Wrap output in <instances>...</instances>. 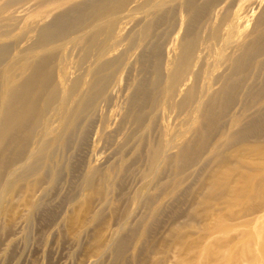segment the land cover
<instances>
[{"label": "rangeland", "instance_id": "rangeland-1", "mask_svg": "<svg viewBox=\"0 0 264 264\" xmlns=\"http://www.w3.org/2000/svg\"><path fill=\"white\" fill-rule=\"evenodd\" d=\"M140 1L133 0L128 8ZM206 1L195 0V4L201 6ZM208 1L216 3L207 13L201 14L202 21L192 28L200 38L225 11L229 20L236 15L234 23L237 22V28L235 25L227 27L228 22L221 24L222 42L228 47L236 46L231 32L247 33L264 28V0ZM81 2L79 6L82 8L91 4L89 0ZM23 3L16 11L0 13V69L19 52L34 49L38 37L44 34L40 27L56 16L64 15L53 21L54 29L64 27L65 33L50 31L48 39L55 45L65 44L68 36L75 35L76 27L72 25L77 22L78 13L53 10L37 16L28 13L27 9L31 8L35 13L50 3L40 5L36 0ZM128 10L117 17L115 36L109 41L113 48L108 59H118L109 73L106 87L101 95L94 98L92 105L85 107L64 145L53 142L50 137L40 138V123L26 142L19 159L10 161L2 173L0 185L5 178L9 179V173L13 172L15 176L21 172L17 169L18 164L26 159L27 152L33 147L39 143L50 146L51 155L36 162V168L42 170L45 178L32 193L34 207L27 210L20 204L21 191L5 198L4 205L14 206L17 218L7 228L6 218L0 216V264H176L167 233L173 225L182 227L189 222L193 196L188 192L197 188L202 177L208 176L207 169L214 168L208 150L214 145L219 150L229 146L221 140V132L231 126L232 116H238L242 121L240 130L250 121L254 133L264 131V54L259 57L263 63L260 69L252 65L246 72L236 75L226 64L213 68L220 41L217 46L201 41L191 63L193 71L201 67L194 96L183 106L176 107L174 104L193 81L192 76L186 75L175 96L164 98L162 88L167 68L178 53L177 46L183 33L180 0L172 1L158 12L162 22H155L150 36L142 42L138 30L152 19V15ZM170 16L171 24L168 25L166 21ZM241 39L243 47L235 51L237 56L255 55L264 47L251 42L250 34L243 35ZM49 60L52 69L50 85L59 86V63L63 60L66 84L77 80L73 97L80 98L85 84L92 78L87 71L93 67V53L84 54L79 46L65 44ZM209 97L223 98L224 102L221 110L212 108L207 114V124L203 127L205 137L201 138L202 129L196 125V106ZM255 99L263 103L253 105ZM136 114L140 115L138 121L134 118ZM50 125L58 128L56 118L50 120ZM148 125L149 129L146 128ZM239 128L235 132L240 131ZM166 142L177 146L170 153L182 150V158L187 161V167L180 175L181 182L173 193H170L173 172L169 168L159 171L156 177L147 171L148 147ZM230 151L233 152L234 148ZM234 159L232 157V161ZM87 179L109 183L106 196L92 204L93 211L99 212L105 221L100 254L87 251L94 224L86 225L76 236L69 234L66 227L65 217L82 198ZM159 184L161 190H154ZM114 205L117 212L112 215ZM156 206L159 208L154 212ZM121 223L125 224L124 228ZM143 229L149 232L145 241L140 238ZM164 237L171 250L166 248L160 254L149 252L148 240L153 243ZM117 239L125 241L124 247L118 251L115 248Z\"/></svg>", "mask_w": 264, "mask_h": 264}, {"label": "bare ground", "instance_id": "bare-ground-1", "mask_svg": "<svg viewBox=\"0 0 264 264\" xmlns=\"http://www.w3.org/2000/svg\"><path fill=\"white\" fill-rule=\"evenodd\" d=\"M25 1L29 0H0V13L7 10L16 11L25 4L23 3ZM36 1L40 5L50 4L40 7V10L35 13L33 9L28 8V13L39 15L53 10L60 12L70 10V12L78 13V20L72 25L76 27L75 35L68 36L65 44L79 46L84 54L93 53V67L87 71V74L92 78L85 84L84 94L80 98L73 97L78 81L74 80L70 84H66L64 62L61 60L59 63V86L50 85L52 69L49 59L54 52L61 51L65 44H53L47 34L53 30H58L61 34L65 33L64 27L54 29L55 23L53 22L64 15L56 16L51 22L40 27L44 34L38 37L34 49L30 52H19L13 58L11 57L12 60L9 59L8 63L1 66L0 182L8 163L19 159L26 142L40 123L42 126L39 132L40 138L50 137L53 142L64 145L67 135L73 130L85 107L92 105L94 98L102 94L109 73L118 59L115 57L109 60L108 55L113 48L109 41L115 36L119 14L129 9L128 11L152 15V19L138 30V37L142 42L150 36L155 22L158 20L162 22L163 18L158 12L174 0H158L156 2L142 0L132 8H128V6L133 0H89L91 4L83 8L79 6L82 3L81 0L80 2L79 0ZM215 3L207 0L203 5L197 6L195 0H180V9L184 17L181 22L183 33L177 46L178 53L167 68L162 88L164 98L169 99L175 96L177 87L182 85L186 75L192 76L193 81L185 89L181 99L174 104L176 107L183 106L194 96L196 78L201 67L193 71L191 63L197 45L201 41L215 46L219 41L221 42L216 50L213 68L217 69L220 64H226L232 73L239 75L246 72L252 65L254 68L262 67L263 63L259 57L264 54V47L258 54L251 56L248 54L237 56L235 53L243 47L241 37L245 34L251 35V42L264 46V28L247 33L245 31V33L243 31L241 33L231 32V36H234L236 42V46L232 48L222 42L224 36L221 34V24L228 22L227 27L235 25L237 28V22L234 23L236 15L235 17L233 15L229 20L226 11L221 13L217 22L209 28L203 38L192 31V28L202 21L200 20L201 14L207 13ZM238 4L237 2L236 6ZM170 18L171 16L166 21L168 25L171 24ZM228 49L229 51L226 52ZM208 71L211 70L208 69ZM156 75L159 77L157 70ZM223 102V98L221 100V98L209 97L207 100L197 103L196 125L202 129L201 138L205 137L203 127L207 124V114L212 108L221 110ZM262 103L261 100L255 99L252 104ZM52 118H56L58 128L51 127L50 120L52 121ZM134 118L138 121L140 115L136 114ZM242 125L238 116H232L231 126L221 132L223 137L221 140L229 146L222 150H219L217 145L210 147L208 154L214 168L207 169L209 170L208 176H200L202 178L196 189L191 192L187 191L193 196L192 207L188 213L189 222L182 227L173 225L167 233V237L172 243V251L175 253L176 264H264V131L260 134L254 133L251 130L253 123L250 121L246 123L245 128L240 130L239 127ZM146 128L149 129L150 126L148 125ZM237 128L240 131L235 132ZM38 145L27 152L26 159L18 164V168L16 167L21 172L15 176L13 172L9 173V179L5 178L6 181L4 180L0 185V216L3 215L6 218V226L12 224L17 218L14 206L4 205L7 196L21 191L23 196L20 199V204L27 210L34 207L32 193L45 178L42 170L36 168V162L45 160L51 155L49 145L44 143ZM228 147H233L234 151L228 152L231 149H227ZM174 148L177 146L171 142L152 144L148 147L147 152V171L152 176L156 177L159 171L166 168L173 172L170 180L172 188L170 193L177 190L181 182L180 175L187 167V161L182 158V150L170 153V150ZM232 157L235 158L233 161ZM29 177L32 178L29 179ZM52 177L50 181L53 180ZM85 183L82 198L65 217L67 232L76 236L86 225L94 224L91 243L88 245L87 251L92 254H100L104 244L105 221L99 212L93 211L92 204L94 200L103 199L106 196L109 183H95L90 179H87ZM156 187L157 189L154 190H161L160 184ZM116 203L114 202V204ZM158 208V206L154 207L153 211L156 212ZM116 212L117 208L114 205L111 213L114 215ZM125 219L123 223H125ZM123 223L121 224L123 225ZM190 228L194 231H190L192 230ZM148 234V229H143L140 232V238L145 241ZM218 234L223 236L218 237ZM148 241L150 242L149 252L160 254L164 253L166 248L171 250L165 237L158 242ZM124 245V240L117 239L115 248L121 250Z\"/></svg>", "mask_w": 264, "mask_h": 264}]
</instances>
